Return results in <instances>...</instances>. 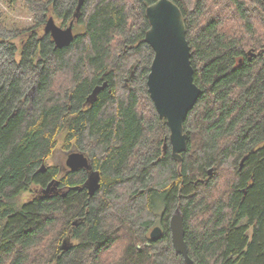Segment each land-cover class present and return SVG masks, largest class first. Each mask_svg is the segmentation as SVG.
Returning <instances> with one entry per match:
<instances>
[{"label":"trees","instance_id":"1","mask_svg":"<svg viewBox=\"0 0 264 264\" xmlns=\"http://www.w3.org/2000/svg\"><path fill=\"white\" fill-rule=\"evenodd\" d=\"M154 1L83 0L75 17L78 0H26L29 26L0 19V264H183L176 207L195 264H264V0H172L201 89L180 162L146 85ZM49 16L74 21L68 46ZM59 139L89 155L93 195L84 170L46 165ZM54 179L59 193L23 197Z\"/></svg>","mask_w":264,"mask_h":264},{"label":"water","instance_id":"2","mask_svg":"<svg viewBox=\"0 0 264 264\" xmlns=\"http://www.w3.org/2000/svg\"><path fill=\"white\" fill-rule=\"evenodd\" d=\"M83 0H78L74 16L79 15ZM149 27L145 32L144 41L152 48L153 57L147 75L146 85L160 118L165 119L169 128V143L173 159L180 162L181 153L187 147V136L183 123L188 112L198 99L201 89L194 82V70L191 65V50L186 39V28L183 15L178 5L172 0H155L145 8ZM74 21L62 27L56 23L52 16L44 24V32L50 34L55 47L68 46L74 39ZM249 55H253L248 51ZM107 86V82L96 85L88 99L93 102L97 94ZM65 164L71 172L80 169H90L88 156L82 151H72L67 154ZM243 160L240 164L242 167ZM45 168L44 166L42 167ZM211 173V170H209ZM87 179V191L93 195L99 188V175L91 171ZM58 180L50 181L43 189L46 193ZM81 189V187H72ZM171 243L175 252L182 256L183 264H195L189 256L185 241V229L182 213L178 207L174 209L169 218ZM160 225L152 227L149 233L150 240H158L162 236ZM71 247L66 241L61 248L67 250Z\"/></svg>","mask_w":264,"mask_h":264},{"label":"rangeland","instance_id":"3","mask_svg":"<svg viewBox=\"0 0 264 264\" xmlns=\"http://www.w3.org/2000/svg\"><path fill=\"white\" fill-rule=\"evenodd\" d=\"M0 19L7 25L9 28H25L31 24L33 21V17L29 10L27 9L26 0H0ZM62 139H59L51 156L47 159L46 165H54L59 168L60 175H64L69 169L65 164V159L68 153L72 151H78L80 149L77 148L75 143H72L70 147L64 148L62 144ZM85 154L89 155L85 152ZM91 171L85 170L87 179L88 175ZM87 188V185H85ZM43 189L38 187H32V190L25 192L23 197L25 199H29L34 195L41 194ZM160 215V211L158 212V216ZM157 218V217H156ZM157 223L153 224L151 227Z\"/></svg>","mask_w":264,"mask_h":264},{"label":"flooded vegetation","instance_id":"4","mask_svg":"<svg viewBox=\"0 0 264 264\" xmlns=\"http://www.w3.org/2000/svg\"><path fill=\"white\" fill-rule=\"evenodd\" d=\"M50 17V16H49ZM54 20L56 21V23L58 24V25H60V26H62L59 22H58V20L57 19H55L54 18ZM62 27H64V26H62ZM73 32L75 33V30H74V27H73ZM82 170H87V169H80V170H78V171H82ZM70 171V170H69ZM96 172V171H95ZM97 173V172H96ZM86 183H87V177H86V180H85V182H84V184H83V187L87 190V188L85 187V185H86ZM51 190H49L48 192H46L45 194H47V193H53V194H57V193H59L63 188H60L59 189V183L58 184H56L55 186L54 185H52L51 187ZM59 191V192H58ZM157 225H160V224H157ZM155 226V225H154ZM153 226V227H154ZM152 229V227H150L149 229H148V234L150 233V230Z\"/></svg>","mask_w":264,"mask_h":264}]
</instances>
